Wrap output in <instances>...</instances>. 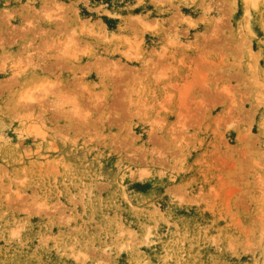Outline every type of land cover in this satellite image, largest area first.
Wrapping results in <instances>:
<instances>
[{"label":"rangeland","instance_id":"1","mask_svg":"<svg viewBox=\"0 0 264 264\" xmlns=\"http://www.w3.org/2000/svg\"><path fill=\"white\" fill-rule=\"evenodd\" d=\"M0 264H264V0H0Z\"/></svg>","mask_w":264,"mask_h":264}]
</instances>
